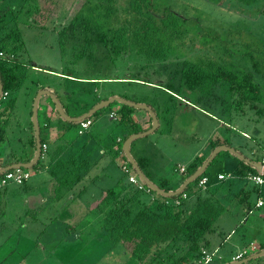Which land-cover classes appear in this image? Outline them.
Instances as JSON below:
<instances>
[{
    "label": "rangeland",
    "instance_id": "1",
    "mask_svg": "<svg viewBox=\"0 0 264 264\" xmlns=\"http://www.w3.org/2000/svg\"><path fill=\"white\" fill-rule=\"evenodd\" d=\"M8 1L16 20L10 18L11 14L6 16L8 22L0 29V38L13 28L21 32L25 49L19 50L18 56L30 63L21 88H29L31 94L36 95L41 86H52L57 91L58 99L64 98L61 93H66L65 100L69 105H66L65 109L75 114L97 102V97H109L112 93H135L137 99L147 100L155 95L159 96V100L167 102L166 94L158 90L155 83L164 86L172 84L179 97L185 99L188 90L180 77L183 57L174 59L169 56L166 60L147 63L145 57L132 51L114 57L99 44H94L91 48L83 47L84 40L79 23H75V30L68 27L71 18L79 10H86L85 5L89 0ZM118 1L120 5L125 3V0ZM152 3L157 11H173L200 23L203 27H200L201 30H210L206 36L212 39L216 48H222L215 49L213 55L223 58L225 62L232 61L228 52L227 55L222 53L225 49L235 51V56L238 57L237 54L243 45L261 50L260 47L264 44V0H256L251 4L236 0H152ZM208 46L196 41V47L185 49L184 57L210 49ZM123 77L143 81L129 79L130 82H120ZM19 90L23 89L19 88L17 93ZM61 100L63 103V99ZM2 101L1 99L0 105ZM192 102L194 106L187 108H193L189 116L184 118L179 113L174 119L178 126L186 122L188 131L194 132L196 136L188 148L184 149L173 141L168 130H156L136 140H142L145 149L149 145L147 138L160 146L165 152L162 166L167 175L181 178L173 169L177 165H188L201 149L202 138L208 142L213 134L219 141L223 137L231 145H244L250 153L243 149L241 151L251 159L264 154V112L258 115L246 107L244 114H233L231 97L224 82L212 85L209 91L197 92ZM117 106L118 103L113 102L90 116L94 122L93 126L101 127L103 122L104 127L100 129L109 133L112 138L122 129L118 120L109 116L110 111L115 110ZM224 121L237 128V131L242 129L244 132L229 130ZM64 122L67 124L64 137L75 147L90 138L87 131L79 133L78 123ZM75 147L71 146L69 151L75 150ZM207 151L208 147L205 152ZM110 154L111 159L116 161L117 157L112 151ZM222 154L216 159L219 162L215 161L207 167L206 172L213 180L217 179L218 172L226 173L232 170L230 163L220 162L222 156L227 155ZM227 156L233 158L231 153ZM233 159L235 161L236 157ZM127 165L135 174L131 164L127 162ZM29 171L35 174L36 169L33 166ZM119 173L121 176L120 170ZM229 181L232 184H229ZM222 185L218 197L224 202L225 209L207 234L210 250L214 252V264H225L241 250H244L247 256L264 244V209L255 207L257 192L253 189V183L246 178L234 177L223 181ZM242 193H247L244 202L239 198L244 195ZM2 195L0 194L1 197ZM22 195L24 194L19 196ZM139 195L144 197V191ZM18 198L6 197L0 207V264H123L125 255L119 248L111 246L94 211L88 212L85 207L86 211L76 223L72 220L63 223L65 213L57 215V220L47 219V211L36 214L14 213L20 207ZM194 199L195 197H192L187 203L194 202ZM3 209L7 212L1 214ZM263 258L264 256L256 258L247 264Z\"/></svg>",
    "mask_w": 264,
    "mask_h": 264
},
{
    "label": "trees",
    "instance_id": "2",
    "mask_svg": "<svg viewBox=\"0 0 264 264\" xmlns=\"http://www.w3.org/2000/svg\"><path fill=\"white\" fill-rule=\"evenodd\" d=\"M117 1L89 0L85 5L86 10H79L71 18L70 26L67 27L75 30V23H79L84 48L99 44L114 57L132 51L145 57L147 63L153 60H166L169 56L174 59L183 57L180 77L188 90L184 96L187 101L193 104L192 100L197 92L209 91L212 85L224 82L231 97L233 114L235 113L236 116L244 114L246 109H249L262 115L264 112L263 43H261L262 46L260 45L261 50L250 45H243L237 54L239 59L235 56V51L225 49L222 53L227 55L228 52V55L232 57V61L225 62L223 58L213 55L215 49L222 48L218 45L216 46L219 48H216L212 44V39L206 36L210 30H201L203 27L193 19L170 10L157 11L153 8L152 0H125L124 5H120ZM236 1L251 4L256 0ZM10 5L8 0H0V29L7 25V15L11 14L10 18L16 20ZM196 41L208 44L211 50L206 49L199 54L184 57L185 49L196 47ZM21 49L25 47L19 29L13 28L0 38L2 53L0 79L3 92L6 93L1 97L3 100L0 105L1 127L4 126L9 112L14 107L15 95L13 94L22 87L27 77L30 63L18 56ZM120 79V82H130L129 79L141 80L127 77ZM95 82L98 83V81ZM155 84L158 85V90L166 94L167 102L159 100V96L155 95H152L149 100L137 99L135 93L120 94V96L135 102L150 104L161 122V128L159 126L157 130L169 131L172 123L171 112L178 104L176 101H180V95L174 91L172 84L167 86ZM101 99L97 97L96 101ZM133 110L135 108L120 103V108L116 111L119 125L124 128L129 127L131 133L143 130L135 126L130 117ZM68 114L78 116L82 112L77 114L68 112ZM224 122L229 130L244 132L242 129L237 131V128L235 129L229 122ZM122 142L119 143V148ZM221 143L231 145L225 138L221 142L217 139L210 141L212 148ZM222 153L229 155L227 151H220L209 165H212ZM261 156H256L253 160H262ZM42 157L40 156L34 165L36 170L43 166ZM204 159L202 155L196 156L187 165L183 177L186 178L191 174ZM137 163L144 170L148 161L143 158L138 159ZM83 168L84 164H75L73 158L67 161L58 160L53 166L52 175L56 178L59 188L68 190L82 178ZM231 168L234 177L244 178L248 172L256 173L255 169L239 159ZM206 170L207 168L179 195L164 197L157 195L153 190H147L161 197V201L147 202L139 195L144 190L129 182L127 177L120 178L115 186L102 190L98 197L90 201L88 209L98 215L100 227L105 230L111 246L119 248V251L125 255L123 264H196L200 248H209L207 234L225 209L224 202L218 197L223 187L222 183L232 179L217 178V181L213 183V179ZM124 175L126 176L125 173ZM203 176L208 177L205 188L198 186ZM229 184L232 183L229 181ZM162 188L169 190L163 185ZM253 189L258 194L259 189L254 186ZM188 190H190L189 193ZM182 194H185V197ZM191 197H195L194 202L188 204ZM239 198L241 202H244L247 193ZM176 200H178L177 204ZM260 247L263 248L264 244Z\"/></svg>",
    "mask_w": 264,
    "mask_h": 264
},
{
    "label": "crops",
    "instance_id": "3",
    "mask_svg": "<svg viewBox=\"0 0 264 264\" xmlns=\"http://www.w3.org/2000/svg\"><path fill=\"white\" fill-rule=\"evenodd\" d=\"M43 87L48 88L57 95V91L54 87ZM20 89L23 90H19L18 93L16 92L14 107L9 112L7 121L5 124H3V127H1L2 124L0 122V168L16 161L28 162L33 158L35 153V136L31 122V109L35 93L31 94L30 89L26 87ZM61 94L64 98H59V100L65 112L68 113L65 109V106L69 105L65 100L66 93L63 92ZM111 95L120 96V94L113 93L109 96ZM179 98V103L171 112L172 123L169 131L172 140L185 149L188 148L190 142L195 139L196 136L194 132L188 131V125L186 122H183L178 126L175 124L174 119L179 113H181L180 115L184 118L189 116L193 108H187L191 106L193 107L194 104L190 103L186 99L181 97ZM61 99H63V103ZM90 107H92V105L82 109L81 112L83 113L87 111ZM119 108L120 103H118V106L115 110L110 111V113H115V117L110 118L117 120V114L115 111ZM153 110L155 111L154 108ZM130 117L132 118L135 126L143 130L150 126L151 118L148 112L145 110L135 108V110L130 113ZM37 118L40 129V141L41 143H45L47 145V150L42 155L43 166L37 169L35 174L31 173L30 178L24 182V185L10 183L7 186L1 188L0 194L3 195L2 197L0 196V207L2 202L5 201L6 197H19L18 203L20 207L18 210L16 209L14 213L36 214L47 211L45 212V214H47L45 217L50 220H57V215H62L65 213L66 215L65 218L63 217V223L68 222L69 220H72L74 223H76L81 219V214L86 211L85 207L87 208L88 212H93L88 209V204L90 201L98 197L102 190L110 188L111 185V187L115 186L120 178L126 177L124 175L123 166H126L127 162L121 150V146L119 148L118 145L124 141V136L127 137L129 134H131V132H129L130 128L121 127V132L117 134L116 137L112 138L109 133H105L102 129H100L104 127L103 122L100 125L101 127L95 128V126H93V120L90 119V125L86 129H82V131H87L86 133L90 138L85 142L81 141V143L75 147L69 140L65 139L64 130L66 129L67 124L64 122L65 120H63L56 112L54 104L49 96L44 98L41 97L39 99ZM78 125L80 127L79 130H81L79 123ZM160 125L161 122L159 119V126ZM90 128L94 129L90 130ZM82 131L79 133H83ZM136 140L131 143L130 151L136 161L143 158L147 159L148 163L143 170L146 176L160 188H162V185L168 187L169 190L178 188L185 179L183 177L185 170L181 172L179 171V168L184 167L186 169L187 165H177L176 168L173 169L175 172L177 171L179 175H181V178L169 176L165 173L162 166V160L165 157V152H163L160 146H158L155 142H152L150 138H147L146 142H149V145L148 148L145 149L142 144V140L138 142ZM211 140H216L215 134L209 138L208 142H205V140L202 138V147L196 152L197 154H195L193 159L200 155H204L205 158L207 157V154L213 149L210 145ZM222 140L223 137L220 142ZM71 146L75 147V150L69 151ZM230 146L234 147L241 153H243L241 149L248 152L244 145L234 144ZM207 147L208 151L205 152ZM133 148L135 149V152H133ZM110 151H112L117 157L116 161L111 159ZM227 155H223L220 159V162L230 163V166L233 167L238 158L234 161V156L232 158ZM70 158H73L75 164H84V168L82 170L83 175L78 182L73 184L72 188L68 190L63 188L61 189L58 187L59 184L57 183L56 178L54 175H52L53 166L58 160L67 161ZM261 159L264 160V154H262ZM217 161L219 162V160ZM119 170L121 171V176ZM219 173L224 172H218L217 175ZM100 181H105L106 183L101 184L99 183ZM216 181L217 180L215 179L212 182L215 183ZM95 188L96 190H93ZM221 190L222 189H220V191ZM21 194L24 195L19 196ZM144 194V198L147 202L162 200L161 197L148 192L147 189H144ZM6 212L7 210L3 209L1 214ZM240 252H244V250L237 252V254ZM234 257L232 259H234Z\"/></svg>",
    "mask_w": 264,
    "mask_h": 264
},
{
    "label": "water",
    "instance_id": "4",
    "mask_svg": "<svg viewBox=\"0 0 264 264\" xmlns=\"http://www.w3.org/2000/svg\"><path fill=\"white\" fill-rule=\"evenodd\" d=\"M3 95V85L0 79V99ZM42 95H47L50 97L51 101L54 104V108L56 112L59 114V116L67 121V122H77L90 118L92 114L97 112L98 110L102 109L105 106L110 105L113 102L125 104L128 106H131L136 109H142L148 112L151 123L150 126L147 129H144L139 132L131 133L129 134L124 141L121 144V150L126 158V161L131 164L133 170L135 171V174L138 176V178L150 189L155 191L157 194L162 195L164 197H173L176 195H179L184 191V189L193 182L198 176H200L204 170L207 168L209 163L213 160V158L220 152V151H227L231 153L233 156L238 158L239 160H242L244 163L248 164L250 167L255 169L256 172L262 173L264 175V164L260 160H253L247 156H245L240 151L236 150L234 147L227 145V144H219L215 146L212 151L209 153V155L204 159V161L191 173L189 174L181 183V185L173 190H164L160 188L158 185H156L154 182H152L146 174L143 172V170L138 165L135 158L132 156L130 148L131 143L143 136H147L150 133H153L159 126V119L157 117L156 112L153 110V108L144 102H135L130 99H126L124 97L118 96V95H111L105 99H101L98 102L94 103L92 107H90L87 111L83 112L82 114L78 116H72L65 112L64 108L62 107V104L60 100L58 99L57 95L49 90L48 88H41L37 91L36 95L33 98V104L31 109V122L32 127L34 129V136H35V153L33 158L28 162L23 161H16L14 163H10L4 167L0 168V173H3L4 171L17 168V167H23V168H31L33 167L41 156V141H40V129L38 125L37 120V108L39 99L42 97ZM264 256V248H261L257 251H254L253 253L244 256L240 259H232L225 264H247L251 260H254L256 258Z\"/></svg>",
    "mask_w": 264,
    "mask_h": 264
},
{
    "label": "built area",
    "instance_id": "5",
    "mask_svg": "<svg viewBox=\"0 0 264 264\" xmlns=\"http://www.w3.org/2000/svg\"><path fill=\"white\" fill-rule=\"evenodd\" d=\"M0 55L2 53L0 52ZM6 93L3 92L4 96ZM110 117L114 118L115 113L111 112ZM91 123V120L89 118H86L82 121L79 122L82 129H86ZM47 150V145L45 143H42L41 145V156L42 154ZM262 162L264 160H261ZM185 170L184 167H180L179 171L183 172ZM123 171L127 176V179L129 182L133 183L137 188L142 189V190H149V188L138 178L136 174L131 172V169L128 165L123 166ZM31 176V172L29 171V168H23V167H17L13 168L7 171H4L3 173H0V189L7 186L10 183L14 184H23L25 181H27ZM233 174L231 172H226V173H219L217 175L218 179H229L233 178ZM247 180L251 181L253 183V186L257 189H259V192L257 194V200L255 202V207L257 208H263L264 209V194L263 191V186H264V176L262 173H253V172H248L245 174V177ZM208 181V177L203 176L198 182V186L201 188H205V185ZM183 193V192H182ZM181 194V193H180ZM183 197H185V194H182ZM175 203H178V200L175 201ZM245 255V252H240L238 253L234 259H240ZM196 264H214V252L210 250V248L207 247H201L200 248V253L198 258L196 259Z\"/></svg>",
    "mask_w": 264,
    "mask_h": 264
},
{
    "label": "flooded vegetation",
    "instance_id": "6",
    "mask_svg": "<svg viewBox=\"0 0 264 264\" xmlns=\"http://www.w3.org/2000/svg\"><path fill=\"white\" fill-rule=\"evenodd\" d=\"M262 247L258 248V249H261ZM264 248V247H263ZM257 251V250H256ZM251 264H264V258L263 259H260L259 261L257 262H254V263H251Z\"/></svg>",
    "mask_w": 264,
    "mask_h": 264
}]
</instances>
